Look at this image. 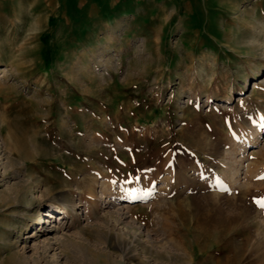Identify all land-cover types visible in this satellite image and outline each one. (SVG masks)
Returning <instances> with one entry per match:
<instances>
[{"label":"rangeland","instance_id":"1","mask_svg":"<svg viewBox=\"0 0 264 264\" xmlns=\"http://www.w3.org/2000/svg\"><path fill=\"white\" fill-rule=\"evenodd\" d=\"M54 2L0 0V264H264V0Z\"/></svg>","mask_w":264,"mask_h":264},{"label":"bare ground","instance_id":"2","mask_svg":"<svg viewBox=\"0 0 264 264\" xmlns=\"http://www.w3.org/2000/svg\"><path fill=\"white\" fill-rule=\"evenodd\" d=\"M70 7H71L70 2H68V4L65 5V8L67 9L66 11H68L69 13L71 12ZM0 78H1V76H0ZM223 160L227 162V158L226 157H224ZM248 168L249 167H247V169ZM236 169H234L230 165V167H228V171L223 173L224 177L227 180L232 182V187H235V185L246 186L248 184V180L245 181V182H241V181L237 180L238 176H239V173L241 172V170H243V168L241 167L238 170H236ZM170 174H171L170 176L173 177L172 176L173 173H170ZM168 182H169V179L166 178L164 180V183L168 184ZM111 195L112 196H110V198H107L108 202H112V201H110V199L112 197L114 199H116L115 198L116 197L115 196L116 193L114 191L111 192ZM129 198L132 199L133 197L129 196ZM206 198H207V200L211 201V203H210V207L211 208L210 207L208 208V205L206 203L205 204H203L202 202L200 203L198 198L195 199V202H199L198 204L196 203L198 205V207H205L206 206V208H208L210 211H212V212L209 211V215H206V219L209 220L210 216H213L215 213H218V211H221V207H220V205L218 203V193L214 192V193H211V194H207ZM129 206L130 205H126L125 207H121V208L118 209V212H117L118 214H117V217H116V220H115L117 225L122 224L125 219L129 218V212H130V207ZM51 207H53V208L55 207L57 210H59V213L64 214V215H68L69 211H70V207L65 201H62V203H60V205H58V206H54L53 204H51ZM76 208L77 207L75 205L72 206V210L71 211L73 212V214H78ZM52 214H51V216H52ZM35 220H36V222H33L31 225L37 224L41 220L40 216L35 218ZM54 224L55 225H53V227H55V228L59 227L56 222ZM128 227H133V225H128ZM101 236H102L103 239H102V242L100 244L110 243L111 240H112V239L109 238L110 236H108V237H105L103 235H101ZM101 236H99V237H101ZM58 237H59L58 240L60 241V244H62V246L65 249L66 248L76 249V253H80L87 261H90V262L92 261L94 264H96V262L97 263H99V262L101 263L103 257H107V258L111 257V253H110L111 251H107L105 248L91 249L90 246L87 244V242L82 240V237L76 238V237H70V236H66V235L58 236ZM51 245H53L52 242L48 241L47 242V246L51 247ZM40 257H41V260H42L43 256L41 255ZM40 257L36 258L34 260L33 264H43L41 262V260H40ZM105 261H107V260H105ZM44 264H54V262L45 261ZM67 264H68V262H67ZM72 264H74V263H72Z\"/></svg>","mask_w":264,"mask_h":264},{"label":"crops","instance_id":"3","mask_svg":"<svg viewBox=\"0 0 264 264\" xmlns=\"http://www.w3.org/2000/svg\"><path fill=\"white\" fill-rule=\"evenodd\" d=\"M43 0H35V2H41ZM55 2V8L58 7H62L64 5H67L68 2H70V5L72 6L75 2L81 4L83 7L87 6L91 8V11L95 8H99V6L101 5H109L112 6L113 4H115L116 0H54ZM135 3H139V2H147V1H151V2H156L158 0H135ZM172 1V0H171ZM173 1H178V0H173ZM181 1H187V0H181ZM224 2V0H218V4H222Z\"/></svg>","mask_w":264,"mask_h":264},{"label":"snow or ice","instance_id":"4","mask_svg":"<svg viewBox=\"0 0 264 264\" xmlns=\"http://www.w3.org/2000/svg\"><path fill=\"white\" fill-rule=\"evenodd\" d=\"M262 178H264V177H262ZM256 203H257L260 207L264 208V198H261V199L257 200Z\"/></svg>","mask_w":264,"mask_h":264}]
</instances>
